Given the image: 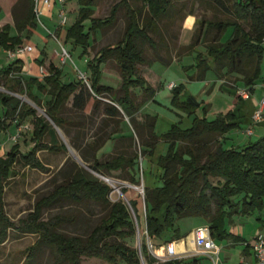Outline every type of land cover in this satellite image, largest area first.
Segmentation results:
<instances>
[{
    "label": "trees",
    "instance_id": "16d2710c",
    "mask_svg": "<svg viewBox=\"0 0 264 264\" xmlns=\"http://www.w3.org/2000/svg\"><path fill=\"white\" fill-rule=\"evenodd\" d=\"M133 1H140L136 7ZM189 0H119L115 2L109 15L96 17L94 13L100 0H77L79 12L77 20L66 31V42L74 40L75 44L84 47L88 53L91 45V34L96 35L115 25L120 8H125L128 24L122 38L114 44L103 46L97 54L87 60L90 71V87L79 81L63 82V70L49 63L46 67L48 74L42 79L22 75L24 61L19 57L8 65L0 68V84L14 92L27 93L40 107H44L46 114L56 125L63 128L71 137L69 125L71 119L65 117L69 101L77 110L83 111L88 102L93 99L91 114L99 113L107 117H123L126 115L134 126L141 144V153L151 155L160 140L168 143L167 153L162 155L159 165L162 167L159 184L155 187H145L144 196L128 187L122 191L127 201L119 199L111 203L109 216L97 225L86 239L69 236L56 230L65 218L56 216L43 219V209L54 203L69 199L79 202L90 199L108 203L111 187L83 167H76L72 177L57 185L48 195L39 199L33 210L29 212L19 228L26 233L39 236V243L52 248L61 261L70 264H82L83 257H95L117 264H142L139 249L128 244L127 239L137 234V223L140 212L146 211V231L149 239L159 247L169 239L163 238L165 231L174 229L172 240L181 238L175 228L176 220L184 216H199L207 220L212 236L216 240L231 239L235 243L242 242L246 249L251 248L250 242L244 237L230 231L228 226L234 216H247L264 205V135L242 146L227 145L225 134L232 128L238 127L233 112L218 115L214 120L195 116L189 128H181L173 124L171 128L159 134L156 130V115L146 114L138 118L142 103L135 98V89L141 91L146 99H154L157 90L141 74L138 64H151L152 61L144 56V45L148 42L156 48L153 35L164 29L161 20L171 13L176 3ZM211 9L219 10L228 15L225 19L200 21L201 25H208V29L215 31L207 43V52L213 58L218 76L237 74L249 90L258 83L262 76L264 63V0H201ZM35 0H18L13 8L14 24L6 23L0 27V49H15L22 45L24 37L31 38L33 29L38 21L34 11ZM1 9V8H0ZM91 20L89 31L86 32L84 21ZM17 34H12V28ZM232 28L231 37L222 42V35L228 28ZM201 32L188 46L190 52L199 42ZM36 48V46L34 45ZM35 51V50H34ZM113 58L121 75L120 88L122 95H118L111 85L102 83L103 65ZM158 59L169 64L162 57ZM38 68L46 65L45 59L37 57ZM197 66L200 69L199 78H203L210 68L206 58L198 57ZM34 89L47 94L50 98L46 104L42 103ZM172 104L188 112L195 113L201 103L193 97L181 102L180 98L184 85L172 88ZM138 92V91H137ZM110 98L112 102L101 99ZM155 100V99H154ZM0 103L5 108L4 117L0 120L2 128H8L15 121H25L32 117L33 145L27 152H22L20 144L15 143L0 156V243L7 237L9 226H15L5 215L3 196L5 185L15 172L14 166L20 163L24 167H32L48 171L47 165L39 158L40 150L52 153L65 152V143H59L56 129L44 115H38L37 108L23 102L15 94L0 91ZM117 127L111 135L118 133ZM46 135L52 138L51 143L44 141ZM133 137V135H132ZM131 137V138H132ZM109 138V137H108ZM226 138V139H224ZM73 146L80 152L82 159L98 173L118 171L128 172V179L133 184L140 183L138 153L129 155L119 153L109 160H99L95 155L89 158L85 151L91 148L95 154L104 142L94 141L83 145L72 139ZM33 245L30 250L35 249ZM141 253L146 264H181L182 259L160 261L150 251L145 243L141 246ZM31 253L28 254V257ZM27 257V258H28Z\"/></svg>",
    "mask_w": 264,
    "mask_h": 264
},
{
    "label": "rangeland",
    "instance_id": "374dc122",
    "mask_svg": "<svg viewBox=\"0 0 264 264\" xmlns=\"http://www.w3.org/2000/svg\"><path fill=\"white\" fill-rule=\"evenodd\" d=\"M17 1L18 0H0V6L2 8L0 9V21H4L5 19L9 18L8 7L11 10L12 6ZM117 1L119 0H100L94 16L105 17L109 15L112 5ZM133 4L136 7L141 6L140 1H133ZM79 7L80 6H78L76 11H68L67 13L70 17L69 20H72V18L75 16L73 23L77 20ZM189 11H191L193 14H196V16L199 18V21L202 19L209 21L215 19H225L228 17L226 13L211 9L201 0H189L184 3H176L171 10V13L162 18L160 23L164 30L159 32V34L153 35L156 42V48L152 47V45L147 42L144 45V56L152 61V64L156 63L152 66L157 72L165 74L164 82L168 88H171L172 84L176 85L175 82L177 80L180 81L181 77L183 76L181 73L182 64L178 65L176 63L171 67L169 64L174 60L182 59L194 49L193 48L190 52H188V46L192 43V41H194L196 37V31H194L192 34L182 32L185 16ZM10 18V22L14 24L13 16L11 15ZM117 18L118 19L115 25L103 30H98L96 32L97 38H94L93 33L91 34V45L88 49V53H84V47L80 44H75L74 40L66 42L65 37L62 38L61 34L58 35V29L57 31H52L51 34H49L46 32V29L41 26V24H38L37 27L33 29V31L37 34L39 39L43 38V42L39 41V46L44 48V50L47 52L46 65L43 67L44 71L46 72V67L51 62L63 70V82L79 81L81 84H83L78 78L75 66L77 65L80 67V69L86 71L90 75V71L87 68V59L94 57V55L97 54L103 46L117 43L122 38L126 30L128 18L126 16L124 7L119 9ZM193 19V16H189L186 20V25L190 26L193 22ZM73 23L69 21L70 26H72ZM84 25L86 32H88L91 25V20L86 19L84 21ZM197 27H200V25L197 24ZM11 33L15 34L16 32L12 30ZM214 33L215 32H213L211 35H209L210 33H207V36L203 41L205 46ZM37 36L35 38H37ZM100 38H103V40H98ZM60 39L63 42H61ZM23 40L26 42L25 40H27V37H24ZM31 40L34 42V44H32L37 46L35 39L31 38ZM62 45L66 47L71 55V59L67 63H63L61 61V55L59 54ZM22 56L25 57L26 55ZM158 57H162L170 63L166 64L164 61L158 59ZM189 57H192V55L185 57V59L188 60ZM12 61L14 60L9 57L7 51L0 49V68H3ZM138 67L142 73V69L148 67V63L138 64ZM102 69V83L111 85L116 89L118 95H122L123 91L120 88L121 75L115 60L113 58L109 59L103 65ZM22 74L25 79H28L27 77L29 76L27 69H24ZM223 80L225 84L230 86L237 83L241 86L244 83L242 76L237 74H227L223 77ZM0 91L13 93L23 102H27L35 106L37 108L38 115L44 113L43 110H45V108L36 105V103L27 93H20V91L14 92L7 89L4 86L3 80L0 84ZM134 91L136 93V100L142 103L141 109L137 115L139 119H142L146 114L149 113L144 109L151 99H146L138 89H135ZM160 91L161 92H157L158 97L154 103L160 108L162 114H167L166 111L170 109L168 107H173L170 98L172 91L166 90L165 88L161 89ZM35 93L41 97L43 104H46L50 98L45 93L38 91ZM101 99L105 102H112L110 98L101 97ZM217 100H219V98H217ZM72 101V99L69 101L65 111L63 112V115L72 121V124L68 126L71 131V137L65 133L63 128L51 123L53 127L56 128L58 142H64L66 146L68 145L67 151L58 153H52L49 151L39 152L40 158L49 169L48 171H42L32 167H24L20 163H17L14 166L15 172L10 176L5 185L3 207L5 210V215L9 218L11 223L15 224V226H9L6 240L0 243V264H70L67 260L61 261L51 247L45 245L42 242L37 244L40 241L38 235L26 233L22 231L18 225H20L23 220H26L25 218L29 212L33 210L36 202L39 199L48 195L57 185L67 182L75 173L77 166L87 169L93 175L111 187V192L109 195L110 202L103 203L90 199H83L79 202H76L69 199H62L43 209V219L48 220L56 216L65 218L64 222L57 226L56 230L69 236H78L82 239H86L92 230L109 216L111 203L119 199L127 201V197L122 191L123 187H128L139 192L141 195L143 192L145 193V187L149 185L150 179L152 177L151 167H148L147 161H150V165H152V169H154L153 171L162 173V167L158 164V162H153L149 156L141 153L140 140L134 130L133 124L126 115H123V117L110 118L103 114L102 108L99 113L91 114L94 103L93 99L88 102L83 111L74 108ZM176 108L181 109L180 107ZM4 110L5 108L0 103V120L4 117ZM157 112L160 111L158 110ZM32 119L33 118L30 117L25 121H15L13 122L12 126H9L6 129L2 128L0 124V155L2 153L5 154V151L9 150L15 143L20 144L22 152L25 153L28 151L30 145L33 144ZM162 125L163 121L161 120L159 121V126L161 127ZM116 127L121 131L110 136L111 131ZM263 135L264 131L261 134H254L252 141L259 139ZM72 139L83 145L90 144L95 140L98 141V143L104 142L102 148L97 151L96 154L91 148L87 147L85 153L89 158H93L95 155L99 160H109L119 153H126L129 155L138 153L140 183L133 184L128 179V172L126 171L111 173H98L94 171L89 166V164L82 159L80 152L73 146ZM44 140L50 143L51 136L46 135ZM161 141L162 140H160L159 143ZM140 153L142 154V160H140ZM141 163L142 165H140ZM141 166L143 168V173L140 172ZM106 178L116 180V182H118L117 186L119 187V190L112 184V182L106 180ZM236 219V224L233 222L230 224H232L233 228H235L236 234L244 237L247 241L250 242L259 232L264 233V205L261 209L255 210L252 214L244 217L236 216ZM200 220L201 219L199 216H184L176 220L175 228L178 229L177 232H179L180 235L184 236L196 224L200 223ZM136 223L137 234L135 237L127 239L126 242L138 248L139 250L145 243L148 245L149 249L150 243L156 246L155 242H152L149 239L146 231L145 208H143L140 212L139 224L138 221ZM175 233L176 231L174 229H169L165 231L163 234L165 237L163 238L168 240L172 238ZM217 242L222 248L219 264H239L240 252L238 249L241 246L244 247V244H242V242H238L231 247L232 244L227 246L226 241L217 240ZM34 244L37 245L36 248L30 250ZM235 247L237 250H235ZM29 253L31 254L28 257ZM189 258L191 259H189L188 262H183L182 264H194V260H192L193 257ZM197 259L199 264H214V261L207 256H198ZM82 264L110 263L95 257H83ZM117 264L126 263L119 261ZM142 264H146L144 258Z\"/></svg>",
    "mask_w": 264,
    "mask_h": 264
},
{
    "label": "crops",
    "instance_id": "0c3cea01",
    "mask_svg": "<svg viewBox=\"0 0 264 264\" xmlns=\"http://www.w3.org/2000/svg\"><path fill=\"white\" fill-rule=\"evenodd\" d=\"M35 1H36L35 8H34L35 13H36V9L38 11H41L39 18L37 17L38 24H41V26L44 27L46 29V32H48L49 34H51L52 31H55V30L57 31L58 29V35L61 34L62 38L65 37L66 31L70 26L69 21L73 23L75 19V16H74L72 20H69L70 17L68 16L67 13L68 11H76L78 9L79 5L77 3V0H65L63 3H61L59 0H51L50 4L46 3L45 0H35ZM12 8L10 10V8L8 7V11H9L8 17L9 18L5 19L4 21L3 20L0 21V27L6 23L12 24L10 22V19H11L10 17L12 15ZM62 9H65L66 14H67V21L64 25H61L60 13ZM96 9H97V6H96ZM36 16H37V13H36ZM43 16H44V19H43ZM189 16H193L194 19H193L192 24L190 26H187L186 20ZM197 24H199L200 27H197ZM12 30H14L16 32L15 34H17V31L14 27L12 28ZM232 30L233 29L230 27L224 32V34L222 35V39H221L222 42L227 41L231 37ZM194 31H196V36L198 35L199 32H201L202 36L200 37V42L194 47L191 53L187 54L182 59L172 61L169 65L171 67V66H174L176 63L178 65L182 64L181 73L183 76L181 77L180 81L177 80L175 82L176 85H180V84L184 85V90L182 92L180 101L184 102L191 96L201 103L200 107L196 109L194 114L189 115L188 112L182 109H178L172 104L173 107H168L170 109L166 111L167 114L165 113L162 114V111L160 110V108L157 107V105L154 103L158 97L157 92H161L160 90L164 88L169 91H172V89L168 88L167 85H165L166 84L164 82L165 74L164 73L161 74L157 72L152 66V65H155L156 63L152 64L153 63L152 62L151 64H148V67L142 69L141 74L157 90V92L155 94V98H154L155 100L151 99L150 102L147 103L146 108L144 110L158 117L156 130L159 134L167 132L173 124H178L181 128H184V129L189 128L192 125V121L195 116L206 117L208 120H214L218 115L226 114L231 111L235 115V122H238L239 126L232 128L229 132L225 134V137L227 138L226 143L229 146L245 145L253 140L252 137L254 136V134L256 133L261 134L264 131V115L260 121H254L252 118L253 113L258 107L259 101L262 98H264V63H263L262 76L260 80L258 81V83L254 85L252 91L249 90L250 96L243 97L239 94V90L246 89V88L249 89V87L246 86L244 83L241 86L238 83L232 84L231 86L225 84L223 80L224 76L223 77L218 76L215 70L214 60L212 57L208 55L207 45L205 46L203 44L204 38H206L207 33H210L209 35H211L215 31L213 29L209 30L207 23L206 25L202 26L196 14H193L191 11H189L187 12L185 19H184V25L182 27V32L187 33V34H192ZM36 36L37 34L33 31V35L31 38L35 39V42L37 44L35 51L27 54L25 57L21 56V58H23V61H24L23 72H24V69H27V73L29 76L27 77L28 79L32 76L42 79L45 75L48 74L47 69H46V72H41V68L39 69L36 62L34 61L37 57L41 59H45L46 61V56H47V52L44 50V48L39 46V41L43 42V38L39 39L38 36L37 38H35ZM31 38H27V40H25L26 42H23V44H28V43L34 44ZM94 38H97V36L94 35ZM98 40L101 41L103 40V38H100ZM60 41L63 42L61 39ZM191 55L192 57H189L188 60L185 59V57L191 56ZM198 57L206 58L208 64L210 65V68L205 72V75L203 78L198 77L200 73V69L197 66ZM36 91L40 92L39 90L34 89V92ZM170 98H171V103H172V95L170 96ZM217 98H219V100H217ZM158 110L160 112H157ZM43 112H46V110H43ZM40 115L46 116L45 113L40 114ZM161 120L163 121V125L160 127L159 121ZM12 124L10 126H12ZM248 128H251L253 131L251 135L245 132L246 129ZM56 137H57V133H56ZM51 142H52V138H51ZM32 145L33 144H31L30 147ZM167 150H168L167 142L161 141L160 143L157 144L154 150V153L151 155H146V156H149L150 159L153 160V162L155 163L158 162L159 164V160L161 156L166 154ZM7 151L8 150H6L5 153ZM40 151H48V150H40ZM39 152H38V156H39ZM4 155L5 154L2 153L0 156H4ZM147 165L149 168L151 167V172H152V177L147 187H155L159 184L161 173L153 171L154 169H152V165H150V161H147ZM200 219H201L200 223L196 224L184 236L181 235V238L173 240L175 241L176 249L179 253V255L176 258L182 259L183 262H188L189 259H191L189 257H193L192 260H194V264H199V261L197 259L198 256L195 257L196 255L193 254L194 249H195V245L193 242V230L197 228L198 226L208 224L206 222V219H204L203 217H200ZM236 222H237V219H236V216H234L233 223L236 224ZM228 227L230 231L236 234L235 228H233L232 224H230ZM169 241H172V239H169ZM224 241L227 242V246L232 244L231 245L232 247L236 244L231 239H227ZM163 246L164 244L161 245V247L159 246L160 248H158L157 246L156 247L158 249H163L162 248ZM245 246L246 245L244 244V247L241 246L238 249V251L240 252L239 264H255L256 259H255V255L252 249L251 248L246 249ZM235 250H237L236 247H235Z\"/></svg>",
    "mask_w": 264,
    "mask_h": 264
},
{
    "label": "built area",
    "instance_id": "2783aa9c",
    "mask_svg": "<svg viewBox=\"0 0 264 264\" xmlns=\"http://www.w3.org/2000/svg\"><path fill=\"white\" fill-rule=\"evenodd\" d=\"M61 3H63L65 0H59ZM46 3L50 4L51 0H45ZM37 17L39 18V15L41 11H38L36 9ZM61 17V25H64L67 21V14L65 9L61 10L60 13ZM35 47L32 43L28 44H22L17 46L15 49H8L7 54L9 57L13 60L21 57L22 55H27L29 53L34 52ZM61 55V61L63 63H67L71 59L70 52L66 49L64 45H62L61 51L59 53ZM78 78L80 81L90 87V77L89 74L86 71H83L78 67L75 66ZM41 72H45L43 69V66L41 67ZM175 86L174 84L171 85V88ZM239 94L243 97H249L250 91L248 88L239 90ZM264 115V98H262L259 103L258 107L253 113V120L254 121H260L263 118ZM247 134H252L253 131L251 128L246 129ZM140 160H142V154L140 153ZM142 165V163L140 164ZM141 173H143V168L141 166ZM107 180V179H106ZM144 196V192L142 193ZM136 219V217H135ZM193 242L195 245V249L193 254L196 256H207L211 258L214 261V264H219L220 261V252H221V246L216 242L215 238L212 236L211 228L209 224H204L201 226H198L193 230ZM251 249L255 255V264H264V233L259 232L257 233L254 238L250 241ZM161 247V246H160ZM158 247V248H160ZM156 246H154L152 243H150V251L151 253L160 261H167L170 259L176 258L179 253L176 249L175 241H168L166 244H164L163 252L159 253ZM142 261L143 256L141 253V249L139 250Z\"/></svg>",
    "mask_w": 264,
    "mask_h": 264
},
{
    "label": "bare ground",
    "instance_id": "6f19581e",
    "mask_svg": "<svg viewBox=\"0 0 264 264\" xmlns=\"http://www.w3.org/2000/svg\"><path fill=\"white\" fill-rule=\"evenodd\" d=\"M106 179H107V178H106ZM107 180L110 181V182H112V184H113V185L119 190V187L117 186V183H118V182H116V180L109 179V178H108ZM112 184H111V185H112ZM158 252H159V253H162V252H163V249H158Z\"/></svg>",
    "mask_w": 264,
    "mask_h": 264
},
{
    "label": "water",
    "instance_id": "95a60500",
    "mask_svg": "<svg viewBox=\"0 0 264 264\" xmlns=\"http://www.w3.org/2000/svg\"><path fill=\"white\" fill-rule=\"evenodd\" d=\"M45 113V115L48 117V119L52 122V123H54V121L46 114V112H44ZM80 161V160H79ZM136 217V216H135ZM136 222H137V218H136Z\"/></svg>",
    "mask_w": 264,
    "mask_h": 264
}]
</instances>
